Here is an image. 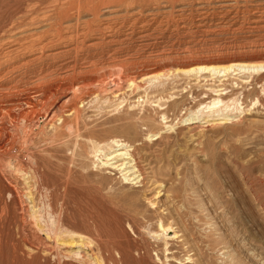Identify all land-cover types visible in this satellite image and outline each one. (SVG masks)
Returning a JSON list of instances; mask_svg holds the SVG:
<instances>
[{
  "label": "rangeland",
  "instance_id": "rangeland-1",
  "mask_svg": "<svg viewBox=\"0 0 264 264\" xmlns=\"http://www.w3.org/2000/svg\"><path fill=\"white\" fill-rule=\"evenodd\" d=\"M29 20L34 37L67 46L59 60L90 64L79 77L123 64L138 87L100 93L75 85L85 91L80 109L91 129L81 147L58 143L51 106L27 129L37 164L11 171L16 160L4 158L0 264H83L90 256L105 264H264V250L250 246L259 239L264 247V214L253 200L264 204V72L152 77L201 61L264 62V0H0V38ZM93 93L100 97L90 101ZM72 94L56 105L67 107ZM217 97L228 106L223 115L204 109L201 121H182ZM2 102L0 126L13 104ZM111 139L132 150L136 183L105 165ZM8 187L31 189L32 201L23 195L13 204ZM234 197L240 214L228 208ZM56 224L65 232H50Z\"/></svg>",
  "mask_w": 264,
  "mask_h": 264
},
{
  "label": "bare ground",
  "instance_id": "bare-ground-1",
  "mask_svg": "<svg viewBox=\"0 0 264 264\" xmlns=\"http://www.w3.org/2000/svg\"><path fill=\"white\" fill-rule=\"evenodd\" d=\"M33 21L34 20H29L26 23L10 26L4 31V34L0 38V108L2 101H10L13 103L12 106L7 109L6 115L2 117L3 123L0 126V177L3 176L4 170L2 171L1 169V162L4 158H8L6 161L8 164L9 159L13 158L16 160L13 164L14 168L11 171H24L25 168H32L33 164H37L36 152L25 146L31 138L30 132L27 131V129L39 118L38 116L40 114H45L51 106H53L54 109H58L59 112V124L55 132V134L59 136L58 143L60 145H65L66 142H71L75 147H81L82 143L80 139L89 136L91 129L87 127L86 122L82 119V111L80 109L85 101V97H83L85 91L80 88L76 89V87H74L75 85L80 83L81 87L92 85V87L95 86L100 93L110 92V88L121 91L123 89L134 90L138 87L134 77H131L126 72L125 65L123 64L110 63L106 67L96 71L91 77H79L78 75L81 74V71L88 68L90 64L87 61L79 65L75 60H59L64 53H67L65 49L67 46L58 45L53 37L46 38L43 35L34 37L35 30L32 29ZM54 30L56 34H58V31H60L59 25H57ZM226 60L227 61H201L186 66L174 68L167 67L166 69L161 68L156 74L152 75V77L158 79L159 77H169V75H177L180 73H202L221 78L230 75L237 76L264 72V62L256 60L255 56H249L244 59ZM116 76L119 80L112 78ZM127 79H129L131 84L124 87V81ZM103 83H105V87L102 86ZM69 90L73 92L69 105L67 107L57 106L55 101ZM77 91H80V95L74 93ZM120 94L124 93L122 92ZM217 95L220 94L218 93ZM90 96L91 93L86 97L89 99ZM93 97H91L90 101L100 96L99 94H94ZM114 97H116L115 93ZM222 102L220 98H214L209 105L190 111L182 121L188 124L201 121V119L204 118V109H207L211 113H215L217 116L223 115V110L228 106H225L223 109L220 108ZM233 109L235 111H240L239 109H241V107L239 106L238 109L236 106H233ZM228 116L229 115L226 114L224 117L228 118ZM162 120H165L164 115L162 116ZM165 127L168 129L172 128L170 125H166ZM111 143H113L116 148L103 154V156L106 157L105 165L108 164L113 169L124 171V178L131 180V182L134 180V183H136V181L139 180L140 173L135 162L136 159H134L133 153H131L132 150L120 139H111ZM109 147L111 148V146ZM94 150V153H96V149ZM101 151L103 152V149ZM98 153L100 154V152ZM97 156L101 157V155ZM102 165L104 166V164ZM38 172V167H33V170L30 171L32 178H34L32 188L36 191H39L41 187ZM255 186L256 184H250L248 190L254 191L260 188L258 187L255 189ZM4 193L11 195V202L13 204H18L23 195L26 196V200H29V202L32 201L31 189L26 192H19L18 190L15 191L8 187ZM232 200L233 202H227V205L232 203L230 204L232 207H230V205L228 207L229 210L231 209V212L240 214L239 212L243 207L237 205L236 197ZM253 200L259 204L264 214V204L259 203L260 197L254 194ZM246 207H249V203H247ZM21 211L23 212V210ZM48 229L50 232L53 231L54 233L65 232L62 228H59L57 224ZM257 242L263 244L262 241L256 239L253 244L250 243V246L253 248L257 247L254 249L262 248L261 250H264V247L258 245ZM71 243L73 244V242ZM257 255L264 260V251H259ZM63 263L64 262L60 261V259H57L55 262V264ZM73 264L77 263L73 262ZM83 264L105 263L104 260L101 261L96 257L90 256Z\"/></svg>",
  "mask_w": 264,
  "mask_h": 264
}]
</instances>
